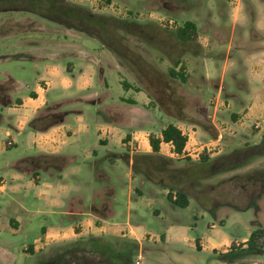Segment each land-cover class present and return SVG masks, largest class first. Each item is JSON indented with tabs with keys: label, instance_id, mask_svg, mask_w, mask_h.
<instances>
[{
	"label": "rangeland",
	"instance_id": "374dc122",
	"mask_svg": "<svg viewBox=\"0 0 264 264\" xmlns=\"http://www.w3.org/2000/svg\"><path fill=\"white\" fill-rule=\"evenodd\" d=\"M67 1L84 6L95 14L117 18L122 22L134 23L130 27L132 33L118 30V34L122 38V43L133 52L129 57L132 58L135 64H125L124 59L105 46L98 38L88 33L57 25L33 14L23 12H0V55L22 50L33 52V48L41 47L43 53L58 49V55L55 56H57V59L59 58L64 67L67 66L68 62H71L75 70L89 68L92 72L91 75L95 78V85L99 88L102 87L99 81V68L101 66L104 69L103 76L109 94L105 104H122L121 98L133 99L138 104L145 101L146 95L143 92L138 94L132 90L126 91L119 82L121 84L123 81L130 82L129 84L132 85L133 90L141 88L136 91H145L149 98L147 107L151 108L152 115L156 119L150 124L147 123V126L142 124L138 128L141 131L138 132L137 138L131 139L132 137H129L127 139L126 135L123 137L124 142L132 141V151L133 154H136L134 157L139 158L140 152L150 150V146L145 139L147 137L146 133L158 132L169 121L175 123L180 121L179 118H184L183 121H186V123L193 122L199 128H206L205 130L208 133H212L215 128L212 123L215 111L212 102L215 98L218 99V105L214 123L221 129L223 136L225 135L228 141L223 151L218 155L229 152L234 148H241L246 144H253L252 137L255 133L264 134V128H262L260 121L252 123L246 129L245 133H247L249 139L243 141L241 131L235 130L232 134H228L230 132L228 128L232 130L230 126L237 119L234 117L233 120L232 114L240 116L243 113L241 108L237 106L238 100L235 97V95L240 96L246 89L248 75L243 64L251 55L260 56L264 52V0ZM187 21L195 24L196 33L187 42H181L175 38L174 32ZM77 54H80V57L73 56ZM1 57L3 56H0V59ZM207 58H213L211 59L212 62H209V66L205 65ZM225 60L232 61L233 65L231 69L228 71L226 69L225 73L223 72L224 76L221 79ZM176 61L180 64L174 65ZM145 63H147V67L143 66ZM32 64L33 62L30 60L0 62V77H4V72L7 71L14 77L22 79L23 83L31 86L34 72ZM132 65L136 66L137 75ZM180 65L184 68L185 82H181L178 78H171L168 75V70L172 67L181 70ZM209 67L213 69V73L206 80V69H209ZM139 70L147 76L149 82L159 86L157 87L158 92L150 90L154 95L153 97H149L145 81L139 79ZM94 89L97 90L95 86ZM104 90V87H102V90L98 92ZM23 92H25V87L21 89V93ZM234 99L235 101H233ZM124 104L126 105V103ZM227 104L229 105L227 106ZM87 106L89 110L85 111V118L87 121H91L89 112L95 117L96 110L93 106ZM103 107L101 106V108ZM105 111L111 118L117 117L113 109L105 108ZM101 113L103 116L107 115L104 111H101ZM69 119L70 124L75 126L76 122L73 120V115H69ZM141 122L145 123L144 121ZM257 122L260 123V129L254 127ZM123 129L126 132L128 131V128ZM12 132L16 145L9 148V151L13 150L18 156L35 153L29 136L24 135L26 142L21 145L20 141L23 135H17L16 131ZM4 137L0 135V140ZM206 139L202 138L200 140L206 141ZM107 148L121 153L126 151L115 142H109ZM96 153L107 155L104 149L97 150ZM137 158L136 161L134 159L136 167H133L132 181L127 175V165L122 159H119L115 164L109 161L106 162L111 164L109 167H113L116 170L115 174L119 175L124 182V185L118 186V200L121 203L117 219L125 222L126 208L129 204V207L137 211V215H133L132 221H137L139 216L142 217L141 224H138V226L141 225V229L137 230V234L141 235L143 229L150 233H156V236L153 235L151 238L148 234L145 235L144 239L141 240L142 244L137 242L138 246L133 249L134 254L131 257V264H136L137 261L138 264H222L218 255L227 252L224 250L225 245H219L213 253L199 251L197 250L199 248L197 240H194L195 237L197 235L203 236L207 243L221 242L223 237L235 227L240 231H246L251 220L256 218L255 211L248 209L243 212H232L224 220L222 226L215 225V229H210L207 224L213 221L211 215L206 212L202 213L204 214L203 217L198 216L197 218V233H194L190 229V223L194 221L193 217L197 215V204H203L208 208L223 202H232L239 206L246 204L249 201V196L252 193L255 194L257 189L254 180L251 183L244 182L241 180V175L255 168L263 167L264 157L248 166L210 178L193 180L180 185L175 184L173 190L184 191L190 203L180 210V217L184 221L183 226L177 228L173 237L167 242H163L161 239L162 232L158 228V218L153 212L155 209L167 208L166 194L168 189L163 188L162 184L144 183L146 177L140 171L142 166H140V160ZM172 159L173 161L170 163L161 162L159 167L158 163L153 162L152 179L159 180L163 178L164 182L168 181L166 172H160L161 166L166 170H175L183 166L187 167L189 164L198 163V161L189 157H172ZM69 169H72V167L66 168L64 172ZM109 171L112 170L107 172ZM77 174L83 175L85 171L80 169ZM117 178L115 179L116 183H118ZM129 181H131L130 185L133 191L132 197L129 194ZM67 185L69 189L57 190V193L55 191V195L57 194L61 201H65L76 191L74 190L76 188L75 183L70 176H68ZM141 186H143L142 191H144V194L137 196L136 192ZM150 187L152 191L148 190ZM81 188V191L86 194V201H88L92 196V192L83 185ZM173 194L174 192H172ZM261 207V218L264 220V201ZM43 217L37 216L36 221L39 224L33 226V228L30 227L31 230L8 236V256L0 255V264H45L44 262L51 256L64 254L65 251L74 250L79 246H73V242L76 240L54 239L45 245L42 241L37 240L35 245L40 249L33 251V254L29 252L28 245L31 244V240L28 237L39 234L40 226L44 223ZM54 217L55 222H57L58 215ZM2 225H5V223ZM99 238H102L101 243L112 244L115 250H119V248L122 250V247L116 242V238L125 239L126 243L134 242L129 237L99 236ZM79 243L82 246H90L92 240L88 236ZM1 244L2 241H0ZM240 244L236 243L235 246H240ZM212 254L216 258H212ZM86 256L94 261L104 258V256L102 257L96 253H87ZM78 257H82V253L78 251L67 253L69 259ZM250 263L243 259L225 262V264Z\"/></svg>",
	"mask_w": 264,
	"mask_h": 264
},
{
	"label": "crops",
	"instance_id": "0c3cea01",
	"mask_svg": "<svg viewBox=\"0 0 264 264\" xmlns=\"http://www.w3.org/2000/svg\"><path fill=\"white\" fill-rule=\"evenodd\" d=\"M42 49V47L33 48V52L22 50L0 55L3 56L0 62L30 60L34 67L31 86L23 83L22 79L14 77L7 71L4 72V77H0V82L11 83L9 91L11 103L9 105L0 103V135L5 136L4 139L0 140V241H2L0 255L8 256L9 235L22 231L26 232L31 230L33 226H38L37 216H44V223L40 226L39 234L28 237L31 240L28 251L32 254L33 251L40 249L35 245L37 240L42 241L45 245L54 239L77 240L88 236H112L129 237L142 244L141 240L144 239L145 235L148 234L151 238L153 235L156 236V233H150L143 229L141 235L137 234V230L141 229V225L138 226V224H141L142 217L139 216L137 221H132V217L137 215V211L129 207V204L126 208L125 222L117 219L121 203L118 200V186L124 185V182L119 175L115 174L116 170L109 166L110 163L115 164L119 159H122L127 165V175L132 181L134 155L136 154H133L131 147L128 148V143H132V141L124 142L123 137L126 135L127 139L129 137H132L131 139L137 138L138 132L141 131L138 128L142 124L147 126V123L150 124L156 119L152 115L151 108L147 107L149 98L146 92L133 90L132 87L124 89L119 82L126 91L132 90L138 94L143 92L146 95L145 101L138 104L133 99L121 98L122 104H105L109 94L103 76L104 69L101 66L99 68V81L105 90L99 93L98 91H101L102 87L99 88L95 85V78L91 75L92 72L89 68L75 70L71 62H68L67 66L64 67L59 58L57 59L55 56L58 55V49L45 53ZM73 56L80 57V54ZM211 59L213 58H207L206 66L212 62ZM232 65V61L225 60L221 79L224 76L223 72L225 73L226 69L227 71L231 69ZM243 65L248 75L246 89L240 96L235 95L238 100L237 106L241 108L243 113L240 116L232 114L233 120L234 117L237 119L230 126L232 130L228 128L230 131L228 134H232L235 130L241 131V137L244 141L249 139L245 131L252 123L260 121L262 128H264V52L260 56L251 55ZM212 73V68L206 69V80L211 77ZM94 86L97 90L94 89ZM23 87H25V92L21 93ZM87 105L95 107L96 110L95 117L89 112L91 121H87L85 118V111L89 110ZM101 106L104 107L101 108ZM105 108L113 109L117 117L111 118ZM46 109L50 112H65L64 120L58 124L48 125L44 129L31 128L30 122L42 110ZM101 111L107 115L103 116ZM69 115H73V120L76 122L75 126L70 124ZM215 119L216 110L212 118L215 127L212 133H208L206 128H199L193 122L186 123V121L180 120L175 123L169 121L158 132L146 133L145 139L149 144V135L154 134L159 137L161 130L166 125L174 124L184 136L190 138L191 142L201 141L202 138H207L206 141H208L215 139L218 134L223 136L221 129L214 123ZM138 121L139 123H137ZM123 128H128V131L126 132ZM12 131H16L17 135H23L20 141L21 145L26 142L25 136H29L35 153L18 156L13 150L9 151V148L16 145ZM261 136V133H255L252 142L257 143ZM223 138L222 151L228 143L225 135ZM109 142L119 144L126 151L121 153L108 149L107 144ZM100 149H104L107 155H98L96 152ZM173 152L171 143L160 142L159 155L172 158ZM141 154H153L151 147L150 150L139 153V155ZM41 155H49L54 158L48 163H42L35 167L25 162L28 157ZM108 161L109 164L106 163ZM69 167L72 169L64 172ZM105 167L112 171L107 172ZM80 169L84 170L85 174H77ZM68 176L75 183L76 188L74 190L76 191L65 201H61L57 194L55 195V191L57 193V190L69 189L67 185ZM116 177H118V183L115 181ZM131 181L128 182L129 185ZM144 183L155 184L149 180H144ZM82 185L92 192L88 201H86L87 197L84 191H81ZM142 188L143 186L136 192L137 196L144 194ZM148 190L152 191L151 187ZM132 192L130 185V197H132ZM135 200L137 199L135 198ZM166 201L167 208L155 209L153 212L158 218L157 224L162 232L161 239L163 242L171 239L175 230L184 224L182 217H180V210L183 208L174 206L167 198ZM263 201L264 195L258 199L257 211L253 208L233 210L227 206H221L212 212L210 208L197 204V215L193 217L194 221L190 223V229L194 233H197L198 216L203 217L204 214L202 213L205 212L211 215L213 220L207 223L210 229H215V225L222 226L224 220L232 212L253 209L256 216L255 219L251 220L246 231H240L235 227L223 237L221 242L207 243L203 236L197 235L194 239L198 243L199 248L197 250L213 253L222 244L225 245V251L229 250L232 243H241L245 246L244 242L255 229L254 221L264 226V220L261 218ZM57 215L58 221L55 222L54 216ZM4 223L5 225H2ZM211 257L216 258L213 254ZM243 260L251 262L250 264H264V253L251 255ZM221 263L225 264L222 261Z\"/></svg>",
	"mask_w": 264,
	"mask_h": 264
},
{
	"label": "trees",
	"instance_id": "16d2710c",
	"mask_svg": "<svg viewBox=\"0 0 264 264\" xmlns=\"http://www.w3.org/2000/svg\"><path fill=\"white\" fill-rule=\"evenodd\" d=\"M0 12H23L33 14L40 18H43L49 22L64 27L73 28L79 32L88 33L98 38L105 46L118 54L119 57L124 59L125 64L133 63L130 54L133 52L122 43V38L118 34V30H123L127 33H132L130 27L134 23L122 22L117 18L110 16H104L95 14L89 9L79 4L68 2L67 0H0ZM131 31V32H130ZM196 33V26L193 22L187 21L184 25L178 28L175 32V38L181 42H187ZM180 62L176 61L174 65H179ZM143 65V64H142ZM143 66L147 67V63ZM132 67L135 69L136 66ZM181 70H176L174 67L168 70V75L171 78H178L181 82L186 81V75L183 73L184 68L182 65L179 67ZM138 69V68H137ZM140 71V70H139ZM139 79L145 81L146 90L149 97L154 95L150 90L158 92L159 86L149 82V79L143 72L140 71ZM124 89L132 87L129 82H122ZM154 87V88H153ZM11 89L10 82H0V103L2 105H9ZM141 88H136V90ZM65 112H50L47 109L42 110L38 116L30 122V127L33 129H44L48 125L58 124L64 120ZM185 120L184 118H179ZM149 145L153 154H141L140 171L146 177V180L154 183L162 184L163 188L168 189L166 194L167 200L174 206L179 208H185L188 205V196L182 190H173L175 184L180 185L185 182H191L193 180H200L210 178L222 173H226L235 170L240 167H245L264 157V134L261 136L257 143L246 144L241 148H234L229 152L209 158L203 156L198 160L197 164H189L187 167L183 166L175 170H166L161 166L160 172H166L168 175V181L164 182L163 178L159 180L152 179V163H158V167L162 163H170L172 158L164 157L158 154L160 142L171 143L173 145L174 153L180 154L184 148L186 136L174 125H166L160 132V136L157 137L154 134L149 135ZM52 156L41 155L35 157H28L25 162L32 167L38 166L42 163H48L53 160ZM134 161V162H135ZM133 162V167L135 163ZM138 162V161H137ZM160 169V168H159ZM163 179V180H162ZM241 180L247 183H251L254 180L257 192L249 196V201L243 206H239L232 202H223L213 205L210 211L214 212L215 209L221 206H227L233 210H245L247 208H253L258 210V199L264 195V166L258 167L248 171L241 175ZM175 189V188H174ZM172 192L174 194L172 195ZM203 205V204H202ZM255 229L250 233L248 239L240 246L231 244L227 252L218 255V258L223 262H233L238 259H244L251 255H258L264 253V226L260 225L257 221H254ZM92 245L82 246L81 243L84 238H79L73 242V246H77L73 251L82 253V257L67 258V253L57 254L51 256L45 264H131V257L133 256V249L137 247V241L126 243L125 239L116 238L119 246L122 250H115L110 243H101L102 238L90 236ZM87 253H96L104 258H99L94 261L86 256ZM43 263V262H42Z\"/></svg>",
	"mask_w": 264,
	"mask_h": 264
},
{
	"label": "built area",
	"instance_id": "2783aa9c",
	"mask_svg": "<svg viewBox=\"0 0 264 264\" xmlns=\"http://www.w3.org/2000/svg\"><path fill=\"white\" fill-rule=\"evenodd\" d=\"M217 102H218L217 98H215V100L212 102L213 106L215 107V110L217 109V105H218ZM254 127L260 129L261 128L260 123L259 122L255 123ZM223 139H224L223 136L221 134H218L215 139H210L208 141L191 142L190 138L186 136V141L182 152L180 154L173 152V157H177V158L189 157L193 160L198 161L203 155L212 156L221 153ZM128 145L131 147L132 146L131 142H129ZM136 264H138V261L136 262ZM252 264H258V263H252Z\"/></svg>",
	"mask_w": 264,
	"mask_h": 264
}]
</instances>
